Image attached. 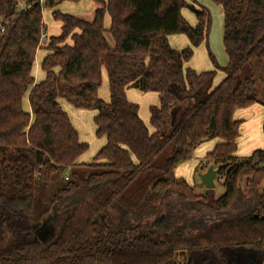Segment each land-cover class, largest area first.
<instances>
[{
	"label": "trees",
	"instance_id": "16d2710c",
	"mask_svg": "<svg viewBox=\"0 0 264 264\" xmlns=\"http://www.w3.org/2000/svg\"><path fill=\"white\" fill-rule=\"evenodd\" d=\"M22 1L19 10L18 0H0V264H264V150L236 155L234 117L264 107V0H213L228 62L210 52L215 69L206 71L187 66L210 25L195 0H94L92 19L55 9L62 32L45 43L43 9L66 0ZM174 34L191 45L175 49ZM218 70L225 76L214 84ZM104 73L109 100L99 95ZM128 88L159 94L150 125ZM59 99L97 111L106 143L92 162L78 161L89 144ZM214 138L205 157L224 178L217 196L176 175Z\"/></svg>",
	"mask_w": 264,
	"mask_h": 264
},
{
	"label": "rangeland",
	"instance_id": "374dc122",
	"mask_svg": "<svg viewBox=\"0 0 264 264\" xmlns=\"http://www.w3.org/2000/svg\"><path fill=\"white\" fill-rule=\"evenodd\" d=\"M80 1V0H79ZM77 1V2H79ZM199 5H203L209 12L210 15V25L208 38L202 42L199 46L194 48V55L192 59L187 63V66H190L197 71H206L215 69V63L210 56V52L215 56L216 62L224 66L228 62V55L224 47V12L221 5L217 4L213 0H195ZM67 2V3H65ZM70 2V3H68ZM72 2L66 0L61 4L62 11L72 13L75 7L72 5ZM26 2L18 0V9L26 8ZM53 9L50 7H45L43 9L44 19L50 21L53 19L52 16ZM182 14L190 22L191 25L195 26L198 22L197 16L189 8H183ZM1 19H4L0 16ZM54 20V19H53ZM185 41L188 42L187 46L191 45V41L186 34H182ZM108 40L111 44H114L112 35L108 32L106 33ZM46 42V40H44ZM40 54V49L38 50L36 59L38 60V55ZM225 74L222 70L217 71L215 77V82L218 84L224 78ZM100 97L104 100H109V85L107 74L103 75V82L99 89ZM103 95L105 97H103ZM62 107L70 115L74 126L77 128L80 134V139L89 144L88 150L83 153L80 157L81 162H92L99 152V150L106 143L105 137H98L96 134V125L94 122V117L97 113L95 109H80L76 108L73 105L65 102L63 99H59ZM140 108L141 115L146 119L147 124L150 125V111L147 101L140 99ZM29 107V104L24 102V107ZM148 115V116H147ZM234 117L242 121L239 128L238 136V149L236 155L238 156H248L254 149H263L264 148V108L260 104H253L249 107L238 109L235 112ZM220 141L219 138H214L203 142L198 146L192 157L180 164V171L182 175L192 186L195 187L197 193H205L207 188L199 185L200 173L206 171L210 165V161L205 157L209 151H211L217 142ZM69 171H66L68 175ZM242 187L247 190V178H244L241 181ZM215 195H220L224 192V188L220 183H217V186L213 188ZM179 260H183L182 256L178 257Z\"/></svg>",
	"mask_w": 264,
	"mask_h": 264
},
{
	"label": "crops",
	"instance_id": "0c3cea01",
	"mask_svg": "<svg viewBox=\"0 0 264 264\" xmlns=\"http://www.w3.org/2000/svg\"><path fill=\"white\" fill-rule=\"evenodd\" d=\"M61 3H58L52 9L53 10H55V9L60 10L61 9L60 6L62 5ZM65 3H67V2H65ZM68 3H70V2H68ZM72 5L75 7V9L73 10V12L71 14H74V15L80 16V17H84L87 19H92L94 16V11H95L96 7H98L100 4L94 0H80L79 2H77V1L72 2ZM63 12H65V11H63ZM66 13H69V12H66ZM53 19L50 21H47L44 19V16H43L44 23L46 24V32L45 33L47 34L48 38L51 36H57L62 32V28H61L62 22L59 20H55V19L53 20ZM110 23H111V17H110V15H107L106 19H105L106 27H109ZM169 40H170L172 46L178 50H181L182 48H184L188 45V42L185 41L182 34L170 35ZM46 53H47V51L45 49H40V54L38 55V60L36 59L35 75H36L37 80L43 79L45 77V73L40 68V63H41V60L43 59V57L46 55ZM104 74H106V73H104ZM214 84H216V82H214ZM126 93H127L128 98L131 101L136 102V103H140V99H144L147 101V104L150 106L152 104H160V97H159V94L156 92H142L141 90H139L137 88H128L126 90ZM99 95H100V93H99ZM103 97H105V96L103 95ZM65 102H67V101H65ZM256 104H258V103H256ZM139 106H140V104H139ZM260 106L263 107L262 105H260ZM139 112L141 115V108H140ZM141 117H142V115H141ZM149 119H150V115H149ZM143 120L147 123L145 118H143ZM256 149H254V151ZM263 150H264V148H263ZM250 155H248V156H250ZM239 157H244V156H239ZM78 161L81 162L80 158L78 159ZM179 168H180V165L176 168V175L179 177H183V176H181L182 172L180 171Z\"/></svg>",
	"mask_w": 264,
	"mask_h": 264
},
{
	"label": "water",
	"instance_id": "95a60500",
	"mask_svg": "<svg viewBox=\"0 0 264 264\" xmlns=\"http://www.w3.org/2000/svg\"><path fill=\"white\" fill-rule=\"evenodd\" d=\"M220 173V168L216 166V162H211L206 171H202L199 175V185L213 189L217 186V177Z\"/></svg>",
	"mask_w": 264,
	"mask_h": 264
},
{
	"label": "built area",
	"instance_id": "2783aa9c",
	"mask_svg": "<svg viewBox=\"0 0 264 264\" xmlns=\"http://www.w3.org/2000/svg\"><path fill=\"white\" fill-rule=\"evenodd\" d=\"M37 1H39L41 4H43L46 0H37ZM26 4V3H25ZM26 7H27V4H26ZM8 22V20L7 19H1L0 18V33H4L5 32V25H6V23ZM48 37H47V34L46 33H44L43 35H42V43H44V40H46ZM223 180H224V178L223 177H220L219 175H218V177H217V183H222L223 182Z\"/></svg>",
	"mask_w": 264,
	"mask_h": 264
}]
</instances>
